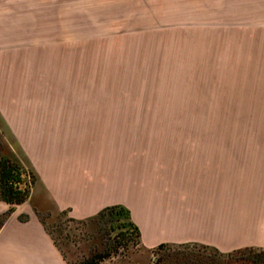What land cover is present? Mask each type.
I'll return each instance as SVG.
<instances>
[{
    "label": "crops",
    "instance_id": "1",
    "mask_svg": "<svg viewBox=\"0 0 264 264\" xmlns=\"http://www.w3.org/2000/svg\"><path fill=\"white\" fill-rule=\"evenodd\" d=\"M2 1L27 52L41 50L43 33L49 42L175 34L179 59L224 78L221 100L208 106L222 111L204 117L205 130L134 154L133 121H148L145 114L32 104L9 111L0 103L56 210L84 220L125 207L146 251L166 243L264 248V0ZM8 206L0 201V214ZM21 213L0 227V264H65L35 215L24 210L22 222Z\"/></svg>",
    "mask_w": 264,
    "mask_h": 264
},
{
    "label": "rangeland",
    "instance_id": "2",
    "mask_svg": "<svg viewBox=\"0 0 264 264\" xmlns=\"http://www.w3.org/2000/svg\"><path fill=\"white\" fill-rule=\"evenodd\" d=\"M5 4L0 0V103L6 110L32 104L145 114L148 121H133L131 154L181 143L187 131L205 130L206 115L222 111L208 106L221 100L224 78L198 74L202 70L190 59H179L175 34L165 35L163 42L146 41L139 31L123 39L75 35L49 42L43 33L41 50L27 52L29 46L17 42V19L8 18ZM0 157L17 166L18 186L28 191L26 202L12 213L22 212L20 218L30 210L65 264H82L112 248L117 254L100 264H264V248L218 252L193 243H166L142 250L125 216L74 220L56 210L1 115Z\"/></svg>",
    "mask_w": 264,
    "mask_h": 264
},
{
    "label": "trees",
    "instance_id": "3",
    "mask_svg": "<svg viewBox=\"0 0 264 264\" xmlns=\"http://www.w3.org/2000/svg\"><path fill=\"white\" fill-rule=\"evenodd\" d=\"M18 184H20V175L17 166L0 157V201L9 205V209L0 214V227L3 226L9 218L10 214L13 212L14 206L24 204L28 198V191L21 190ZM119 215L125 216L129 219V226L131 227L134 238L139 239L138 228L131 221L129 211L125 207L114 205L108 206L100 210L97 215L93 217L103 218L106 216L113 220V218ZM27 219V216H21L19 218L22 222L27 221ZM111 253L116 255L117 248H112L111 250L91 255L88 259L84 260L82 264H100L101 261L109 258Z\"/></svg>",
    "mask_w": 264,
    "mask_h": 264
}]
</instances>
